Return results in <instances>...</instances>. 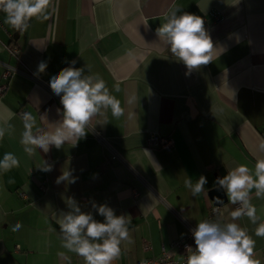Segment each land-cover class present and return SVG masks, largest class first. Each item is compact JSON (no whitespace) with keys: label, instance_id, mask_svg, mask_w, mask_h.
<instances>
[{"label":"crops","instance_id":"crops-1","mask_svg":"<svg viewBox=\"0 0 264 264\" xmlns=\"http://www.w3.org/2000/svg\"><path fill=\"white\" fill-rule=\"evenodd\" d=\"M174 6L201 16L215 47L212 62L188 75L156 35ZM4 19L0 12V84L7 86L0 97V127L8 128L0 159L11 152L20 165L0 172V264H84L61 246L56 218L69 211L68 198L99 221L104 218L93 203L131 217L133 243L122 246L114 264L163 254L182 260L175 244L216 206L208 192L216 188L219 170L226 175L240 164L254 169L264 158L258 150L264 142V0H53L50 19L34 18L25 32ZM9 47L17 49L16 56ZM73 60L105 80L124 115L116 119L109 110L93 118L94 127L75 146L37 149L29 156L20 142L22 116L35 118L33 131L62 118L49 81ZM42 61L47 68L38 73ZM6 66L11 77L4 81ZM151 134L171 139L173 148L149 146ZM41 158L52 165L50 172L36 167ZM65 169L75 183H56ZM201 175L208 183L193 197L184 181L195 183ZM255 192L250 198L260 221L235 222L255 241L253 259L264 264V237L255 235L264 222V198ZM223 194L221 220L233 222L236 205ZM17 222L23 227L13 232Z\"/></svg>","mask_w":264,"mask_h":264},{"label":"clouds","instance_id":"clouds-1","mask_svg":"<svg viewBox=\"0 0 264 264\" xmlns=\"http://www.w3.org/2000/svg\"><path fill=\"white\" fill-rule=\"evenodd\" d=\"M52 5L53 0H0V12L5 14L4 24L22 33L30 28L34 18L41 22L49 20ZM156 35L171 56L186 66V75L212 62L211 53L215 47L201 16L181 12V8L174 6L164 14ZM75 64L76 60L71 61L49 81L50 89L60 98L62 105V110L57 109L62 117L59 121L33 131L35 118L29 112L23 114L25 130L20 142L29 156H35L37 149L47 153L52 146L57 149L65 143L75 146L94 127L91 124L93 118L105 116L109 110L116 119L124 115L121 101L111 94L105 80L92 73L90 66L77 68ZM46 68L47 63L42 61L37 72L43 73ZM119 90L116 85L115 91ZM7 129L0 127V139ZM258 150L264 153V142L258 145ZM19 165V159L6 152L0 159V172H8ZM36 167L44 172L52 170V165L42 158ZM76 179L70 170L65 169L56 183H75ZM207 183V178L201 175L195 183L186 177L184 186L195 197L204 192ZM214 185L217 190L223 189L228 203L238 205L230 213L233 222H223L219 217L197 222L190 230L195 247L186 246V264H260L253 259L255 241L247 229L235 221L242 217H247L252 224L260 221L250 193L255 189L256 197L264 198V158L256 160L254 169L246 164L238 165L225 176L217 177ZM66 204L69 211H62L56 218L61 246L82 257L84 264H114L121 255L122 246L133 243L130 216L116 215L106 204L93 203L92 208L104 218L99 221L92 212L82 211L74 198H68ZM216 204L224 205V201L216 197ZM22 227L17 222L12 231H19ZM255 235L264 237V222L258 224Z\"/></svg>","mask_w":264,"mask_h":264},{"label":"built area","instance_id":"built-area-1","mask_svg":"<svg viewBox=\"0 0 264 264\" xmlns=\"http://www.w3.org/2000/svg\"><path fill=\"white\" fill-rule=\"evenodd\" d=\"M8 51L11 55L16 56L17 54V49L15 47H9ZM69 64H67L65 67H68ZM11 69L12 68L8 66L5 67V70L2 73V79L4 81H6L7 79L11 77ZM6 89H7V86L5 83L0 84V97L5 93ZM95 135L97 136L99 143H101L102 145H108L104 137L99 136L98 133H95ZM147 143L151 147H159L160 149H163L165 151H170L173 148V142L171 139L159 137L156 134H151L148 138ZM112 158L116 159L117 156L114 153H112ZM236 207H238V205H236ZM217 217L222 219L221 209L218 206H211L209 208V212H208L206 219H215ZM192 228L189 229V233L185 241L177 242L175 244V246L179 249V251L182 252L184 256L182 260L178 261L168 256L167 254H163L162 256L158 258L143 260V261L138 262L137 264H186V259L188 256L186 246H192L193 248L195 247L194 239L190 231Z\"/></svg>","mask_w":264,"mask_h":264},{"label":"water","instance_id":"water-1","mask_svg":"<svg viewBox=\"0 0 264 264\" xmlns=\"http://www.w3.org/2000/svg\"><path fill=\"white\" fill-rule=\"evenodd\" d=\"M220 177L225 176L224 172L222 170H219ZM208 196L211 199V201L214 203V205L219 206L216 204V197H220L225 202V197L223 194L222 189L217 190V188H213L208 192Z\"/></svg>","mask_w":264,"mask_h":264}]
</instances>
